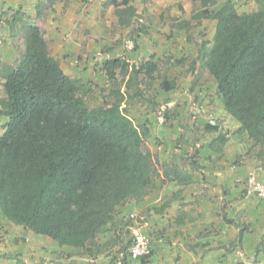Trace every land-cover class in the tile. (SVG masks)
<instances>
[{"label": "trees", "instance_id": "1", "mask_svg": "<svg viewBox=\"0 0 264 264\" xmlns=\"http://www.w3.org/2000/svg\"><path fill=\"white\" fill-rule=\"evenodd\" d=\"M130 1L110 0L123 28L135 17ZM189 1L193 18L216 21L210 46L202 43L198 51L216 94L241 130L264 143V0H256V10L241 12L233 0ZM21 27L23 46L14 45L16 58L0 60V116L7 118L0 131L1 213L59 245L81 249L79 255L96 257L125 236L118 261L127 264L130 229L108 243L99 235L116 226L119 207L139 201L154 185L157 170L144 140L148 128L124 113V93L116 84L109 105L88 106L80 81L51 55L43 31L27 20ZM102 68L113 79L115 70L128 64L114 57L103 60ZM155 70L150 60L130 67L126 86L138 83L141 72L152 78ZM161 78L163 89L174 86L165 75Z\"/></svg>", "mask_w": 264, "mask_h": 264}, {"label": "crops", "instance_id": "2", "mask_svg": "<svg viewBox=\"0 0 264 264\" xmlns=\"http://www.w3.org/2000/svg\"><path fill=\"white\" fill-rule=\"evenodd\" d=\"M179 2L188 4L183 5L185 11L191 9L193 5L189 0ZM128 4L135 8L136 14V7L131 1ZM111 5L106 7L108 12L113 11L114 6ZM63 6L60 0H0V60L11 63L16 58L14 45L19 39V44L23 46L21 24L26 20L35 23L43 31L47 43L49 40L56 50L58 47L61 52L66 50L69 54L75 53L77 57L80 54V43L85 36L77 27L73 37L62 38L61 27L69 23L71 17L69 14L76 12L75 9H71V13L67 12L68 15L66 12L63 14L61 13L64 11ZM188 6L189 9L186 8ZM102 9L104 10V6ZM54 11H57V15ZM114 14L117 22V16ZM88 15L83 18L79 13L80 19L92 26V32L101 34L98 37L101 40L94 42L92 38L87 42L89 53L86 52L82 59L84 62L82 68L85 66L88 71V75L84 77L86 82L78 73L73 75V71L80 70L78 62L70 61L69 71L63 69L67 75L80 79L85 85L91 78L101 80L104 74L103 60L119 57L127 61L129 66L135 64L134 67L147 60L153 61L156 63L155 71L162 73L174 83L172 88L165 90L161 87V80L160 83L158 80L160 90L168 99H161L162 95L159 93L150 104L156 108L164 101L171 100L175 103L168 111L169 117L164 118L167 126H163V129L157 128L153 134L150 126L157 119L149 117L151 114L141 116L143 118L141 123L148 128L146 148L151 153L157 170L154 185L139 201L131 200L119 207L114 217L116 236L120 232L123 233L127 227L130 229L133 220L129 215L138 213L139 217L135 219H139L141 230L151 239V255L145 261L127 256L125 262L264 264V198L248 190L246 184V178L251 171L256 176L264 177V143H256L249 138L247 132L241 130L240 123L224 108L222 101L215 94V81L207 68L200 63V55L195 49L192 51H195L197 57L190 58L192 59L190 66L186 59L177 58L176 49L173 51L175 59L182 63L180 73L187 78L186 83L182 84L184 86L181 91L178 88L179 84L175 83L176 79L169 78L168 70L162 72L159 69V62L164 63L163 69L176 66L174 63H167L168 61H165L167 58L161 57L167 55L162 46L160 51L154 50L153 46H146L142 50L141 45L136 51H131L135 47L126 49L123 45L124 52L119 53L121 47L117 45L118 41L105 34L102 25L99 27L97 20L88 19ZM97 16L99 15H95V18ZM14 23L17 26H14L15 30L11 32V24ZM133 23L134 18L130 25L124 28L127 30L132 28ZM79 25H82V21ZM84 25L88 27L87 24ZM194 36L195 44L198 37ZM153 38L152 42L159 45L166 43L170 37L168 39L165 37V40L162 36ZM185 40L187 41L186 37ZM106 45L111 47H105ZM96 52L94 61L97 69L92 70L93 63H90L89 59L91 54ZM86 55L89 58L85 61ZM197 70L201 72L198 73ZM92 73L95 74L89 76ZM190 73L194 75L195 81L192 86ZM203 75L213 82L216 98L208 95L211 91L196 86ZM6 222L9 231L4 237L11 240V236H23L16 224L8 220ZM29 232L31 238L29 249L34 257L27 264H105L108 259L105 253L96 257L78 255L81 249L56 245L48 236L33 233L31 230ZM20 237L11 240L7 245L0 244V264H23L20 260L21 252L16 244V240L21 243ZM112 245V248L121 251V255L124 256L122 244L120 246L118 240Z\"/></svg>", "mask_w": 264, "mask_h": 264}, {"label": "rangeland", "instance_id": "3", "mask_svg": "<svg viewBox=\"0 0 264 264\" xmlns=\"http://www.w3.org/2000/svg\"><path fill=\"white\" fill-rule=\"evenodd\" d=\"M60 1H62L65 6V7L63 6L64 11H62L61 13L64 14L65 12L67 13L68 11L71 13L70 11L71 9H75L76 11L69 14L71 15L70 19L68 18L69 23L63 26V28L61 27V29L63 30L62 38L64 37L66 39L73 37L75 31L77 30V27L80 28V30L83 32V36H85V38L80 43V49H79L80 54L77 55V57H75L76 55L75 53L69 54L66 50L64 52H61L60 50H58V47L56 50L54 45H52V43H50V41L48 40L49 51L51 55L59 61L62 69H65L67 71H69L68 68L70 65V61L78 62L80 66V70L73 71V75H76V73H78V75L85 82L86 79L84 77L88 75L87 74L88 71L87 69H85V66H83L82 68V65L84 64L82 59L84 54L87 52V42L89 39L92 38L94 39V42L99 41L100 38L98 37L101 34H99L98 32H92V26H90L88 22L86 21L84 22V20L80 19L82 16L83 18H85V16L89 14L88 19H96L98 22L97 25L99 27H101L102 25L101 27L102 31H105V34H109V37H111L114 41H118L117 45L121 47L119 53L124 52L123 40H125L126 38L133 39L135 43L134 46L135 48L132 49L131 51H136L137 50L136 48H139L140 45L142 50H144L146 46H153L154 50L160 51L159 49H161L162 46V48L165 49L164 52H166L167 55L166 54L163 56L161 55V57L167 58L165 60L168 61L167 63H174L176 66H170L169 68L163 69L164 63L159 62L158 63L159 69H161L162 72L168 70L167 73L169 78L173 77V79L174 78L176 79L175 83L176 85L179 84L178 88L181 91L184 86L182 84L186 83L187 78L184 77L183 73L182 74L180 73L182 71L180 68L181 67L180 65L182 63H180L181 61L178 62L177 58L179 57V59L180 58H184V60L186 59V63L190 66V62L192 61V59L190 58L193 56L197 57V55L195 56V51L192 50L195 49L196 52H198L200 49H202V43H204L206 47H209L215 30L216 21L214 19L197 17L196 13H194L196 18H193V12H194L193 5L191 6V9H189V6L186 7L189 10L185 11L183 5L187 6L188 4L185 5L179 2L182 0H131L132 4L137 9V12L134 17V23L132 24V28H128V30L126 28L120 27L118 25V22H116V18H114L113 16L114 8L113 11L112 10H110V12L107 11L106 7L108 5H111L110 0H60ZM235 5L238 8L239 12L253 11L256 10L257 8V1L236 0ZM103 6H104V10L102 9ZM85 8L86 10H83ZM54 12H56L55 15H57V11ZM79 13H81V17L79 16ZM100 14L101 17L99 18ZM66 15H68V13ZM95 15H99V16L95 18ZM90 16H93L94 18H91ZM52 21L54 22L55 18H53ZM81 21H82V25H79ZM87 21L90 22V20ZM72 24H74L75 26H72ZM84 24H87L88 27L85 26ZM84 29H86V32H84ZM194 35L198 37L196 40L197 42H195V44L193 41V39L195 40ZM157 36H162L164 40L165 37H167V39L169 37L172 38L171 39L169 38L166 43L155 45V43L152 42V40L154 39L153 37H157ZM185 37L187 38V41L185 40ZM16 42L18 45H20L19 39L16 40ZM110 45L115 46V44H110ZM111 46L106 45L105 47H111ZM175 49H176L175 52L177 54L176 59L175 56H173L174 54L173 51ZM88 53L89 52H87V54ZM95 55H97V52L95 54L92 53L91 58L89 59L90 60L89 62L93 63L91 64L92 70L97 69V64L94 61ZM153 55H155V53H153ZM70 56L71 58H68ZM87 58H89L88 55L85 56V61ZM125 62L128 64V68H125L124 70L121 68H117L115 70V75L113 79H110L105 71L104 74H102L101 80L96 81L94 78H91L88 79L86 85L80 79H78L82 85L81 90L83 91V97L88 106H100L105 104L107 106L109 105L108 103L112 101V97L109 92L110 89L114 87L115 84L118 85L120 92L124 93V100L121 103V108L123 109L124 113L128 115L136 125H143L141 123V119H143L141 118V116L143 117L144 115L151 114V116L149 117L151 118L155 117L154 119H157L156 121L154 120L155 123L150 126V128L152 129V133L155 134L157 128L163 129V126L164 127L167 126L165 125L166 122L164 119L156 118L157 111L155 110L156 109L155 105H150L153 103V101H155L154 98L159 93L162 95L161 99H165V100L168 99L165 95H163L158 84V80L159 83L160 80L162 81L161 76L163 74L154 71L152 78H148L145 76L144 72H141V74L137 76L138 83L135 84L133 83V81H131V87H127L126 84L129 82V76H131L129 67H133L135 66V64H131L129 66V63L127 61ZM199 72H201V70H199L198 73ZM94 74L95 73H92L89 76H92ZM190 75H191V85L190 83L189 85L192 86V84L195 82L194 75L192 73H190ZM206 78H207L206 75L201 76L200 78L201 80L198 81L196 86L200 87L203 90L207 89L211 91L208 95H211L212 96L211 98L214 99L216 98L215 97L216 92L214 94V84L211 80H207ZM105 79L106 80L108 79V81H106ZM1 84H2V78L0 77V90H1ZM136 85H137V91H139L138 94L134 93L136 90ZM172 103L174 106L175 103L174 102ZM146 105H148L149 107L147 108ZM149 108H150V112H148ZM6 120H7L6 116L3 115L0 116V131L3 130ZM136 215L137 216L135 217H139L138 213ZM6 221L7 220L3 217L0 210V244L1 245H7V243H10L11 240L14 241L15 239H19L20 237L19 235L16 237L11 236V240L9 238L4 237L5 235H7L9 231L8 226L6 225L8 222ZM136 221L139 223L138 218H136ZM11 226L13 225L11 224ZM16 227L20 230L19 233L23 235L22 237H20L22 238L21 243L16 240V244H18L17 248L21 252L20 255L22 258L20 260L23 264H27L34 257L31 254V249H29L31 238L29 237L28 234L30 232L22 225H17ZM115 230H116L115 226L112 227L109 226L105 228L104 231L99 235V241L102 243H108L111 241L110 239L114 240L115 239L114 234H116ZM125 241H127L125 236H123V239L122 238L118 239V243L120 246L122 243L124 244ZM54 242L56 243V245H59L56 241ZM112 247H113L112 244L107 245L104 251L105 253L104 255L108 257L106 262H104L105 264L106 263L117 264L118 260L123 257V255H121V253L118 250ZM81 256L87 257V255H81ZM99 259H101L102 261L101 257ZM86 263H90V262L86 261Z\"/></svg>", "mask_w": 264, "mask_h": 264}, {"label": "built area", "instance_id": "4", "mask_svg": "<svg viewBox=\"0 0 264 264\" xmlns=\"http://www.w3.org/2000/svg\"><path fill=\"white\" fill-rule=\"evenodd\" d=\"M124 47L131 49L134 47V41L131 38H127L124 41ZM173 101L168 100L160 103L157 107V117L164 119V112L169 111L173 107ZM246 184L248 190L254 192L258 197L264 198V177L256 176L253 171L249 172L246 178ZM135 214H130L129 218L133 220L130 227L131 230V243L127 248L129 258L136 259L141 256L148 255L150 253V237L145 234L140 227V224L135 219ZM117 264H121L120 261Z\"/></svg>", "mask_w": 264, "mask_h": 264}]
</instances>
